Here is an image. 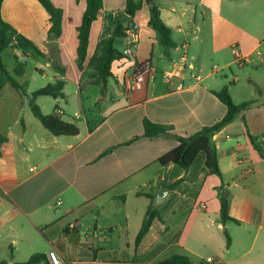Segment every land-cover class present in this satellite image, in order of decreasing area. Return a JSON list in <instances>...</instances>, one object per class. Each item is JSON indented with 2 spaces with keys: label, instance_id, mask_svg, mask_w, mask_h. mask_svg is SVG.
<instances>
[{
  "label": "crops",
  "instance_id": "1",
  "mask_svg": "<svg viewBox=\"0 0 264 264\" xmlns=\"http://www.w3.org/2000/svg\"><path fill=\"white\" fill-rule=\"evenodd\" d=\"M50 2L63 13L61 34L55 39L48 35L49 15L37 0H3L0 17L41 53L8 52L25 65L20 78L32 65L36 75L49 80L45 85L64 82V99H36L41 113L57 108L63 120L77 125L78 134L53 136L43 128L29 109L30 80L20 83L26 96L9 83L0 90V135L6 138L0 147V253L10 255L0 261L15 263L12 258L24 243L40 237L59 259L73 247L70 264H155L177 254L169 253L173 248L191 254L194 264L193 256L204 264H232L227 255L233 247L248 243L243 255H253L244 264H264V0H157L174 43L168 56L148 26L149 8L143 3L131 19L139 33L135 59L113 63L104 94L100 85L91 83L88 64L103 34L105 16L122 12L125 0H102L81 69L76 29L86 1ZM117 41L121 49L115 48L121 52L125 41ZM235 51L251 60L236 64ZM144 61L150 62L153 77L130 88L127 78L134 64ZM243 78L254 91L250 99L235 101L233 94ZM223 87L235 104L255 103L243 113L246 128L236 118L212 138L221 178L204 174V156L199 155L170 190L171 166L164 168L157 160L178 143L143 137V120L171 125L179 136L192 135L226 114L211 93ZM246 131L257 139L260 152L250 145ZM109 148L110 153L100 156ZM221 185L228 192L229 215L239 221L225 224L226 230L234 224L245 232L227 231L228 248L224 233L222 238L216 234L222 227L217 221ZM160 188L169 190L157 208L160 218L136 247L135 237ZM205 232L210 244L224 249L225 261L207 257L213 260L208 263L190 249V241L202 243ZM83 236L89 237V244L83 245Z\"/></svg>",
  "mask_w": 264,
  "mask_h": 264
},
{
  "label": "trees",
  "instance_id": "2",
  "mask_svg": "<svg viewBox=\"0 0 264 264\" xmlns=\"http://www.w3.org/2000/svg\"><path fill=\"white\" fill-rule=\"evenodd\" d=\"M39 4L45 9L49 15V22L51 27L48 31L49 37L57 38L61 34L62 26V10L55 7L50 0H37ZM86 8L83 13L81 23L77 27V61L78 67L81 69L86 59L87 45L89 40V33L92 23L97 19L99 12L103 9L102 0H85ZM3 0H0V7ZM145 3L149 8V21L148 26L155 31L158 37V42L163 48L165 56L169 55L170 49L174 47L171 38V29L167 27L160 17V10L157 5V0H125V7L122 12L108 13L105 16V28L103 34L96 46V50L91 60L89 61L88 68L92 71L93 77L91 83L101 86V94L106 90V83L112 77V65L124 59L122 53L115 48V42L122 40L125 37V30L128 27L131 19L142 8ZM126 17H122L123 14ZM11 48L21 52H30L33 55L41 56L37 47L29 40L19 35L17 31L8 23L4 22L0 17V90L5 83H9L21 96H26L25 85L19 84L14 77H20L24 71V64L16 62L14 67V77L11 76L2 61V54ZM55 70L62 72V68L57 64H53ZM64 82L57 80L54 83H48L44 87L30 93L28 96V105L32 115L41 123L53 136H75L78 134V127L74 122H68L61 118L55 111L51 114L44 115L41 113L40 108L35 103L39 97H52L54 99H64L63 93ZM226 108L224 117L211 126L203 127L198 132L189 136H179L173 133V127L167 124L153 123L148 119L142 122L143 137L145 138H171L178 144L172 150L158 158L157 163L166 168L172 165H178L188 171L195 159L199 155L204 156V174L215 175L221 178V171L219 168L217 150L212 140L223 127L232 123L236 118H240L243 126L246 128L243 113L246 109L252 106L255 101L242 102L235 104L227 87H223L218 92H211ZM246 136L250 145L257 151H261L257 139L251 136L246 131ZM137 139L135 137L132 141ZM6 142V138L0 135V147ZM131 142V141H130ZM127 142L126 144H129ZM113 148L104 151L100 156H105L111 152ZM1 155V153H0ZM182 179H178L169 183L167 187L172 190L177 186ZM167 183H165L163 186ZM217 195L220 201V210L218 213L217 221L224 226L227 223H234L239 225V221L229 215V198L228 192L224 186L221 185L217 188ZM153 200V197H151ZM158 206L152 204L148 207L139 231L135 237L134 244L137 247L142 241L143 237L148 233L153 221L159 219L157 213ZM225 236V245L228 248L231 244V239L228 233L223 231ZM78 242V239L75 243ZM0 264H9L7 260H1ZM12 264H48L44 253H36L31 255L25 262L12 263ZM63 264H70L65 261ZM155 264H194L188 256L184 254H172L166 260L157 262ZM198 264H204L199 262Z\"/></svg>",
  "mask_w": 264,
  "mask_h": 264
},
{
  "label": "rangeland",
  "instance_id": "3",
  "mask_svg": "<svg viewBox=\"0 0 264 264\" xmlns=\"http://www.w3.org/2000/svg\"><path fill=\"white\" fill-rule=\"evenodd\" d=\"M115 47L117 49H121V44L117 41L115 44ZM13 51H15V49L11 48V50L9 49L8 51L3 52V61H4V65L6 66L5 68H6L7 72L11 76L14 77L13 72H14V67H15L16 61L13 59L12 56H10V55H13ZM8 52L10 55L8 54ZM234 69H236V68H234ZM248 70H250V69H248ZM25 71H26V74L24 77H22V78L14 77V78L19 84L23 83L25 80H30V86H29L30 91L34 92V91L44 87L45 84L49 81L48 79L41 78L40 75H36L34 73V70L32 69V65H28V67L26 68ZM228 71H229L228 69L223 70V72H227V73H228ZM239 88L240 89L237 90V92H235L233 94V95H235L234 96L235 101H241V100L246 101L247 99H250V93L253 92L254 89L251 85H248V83L246 82V80L244 78L242 79V83H241ZM46 100H52V99L46 98ZM100 104H101V102L99 103V105H96L94 107L95 112H98ZM226 229L227 228L225 226L224 227L222 226L221 231H216L217 236L219 238H222L220 234H222L221 232H223L224 230L226 232L228 231L230 233H236V232H239L241 234L245 233L243 227H238L234 224H229V229L228 230H226ZM29 232H31V231H29ZM85 235H86V233H85ZM117 235H119V234H117ZM207 235H209V232L204 233V237H203L204 240L202 243L200 241L191 240L190 241V249L192 251H194V253H196V255L201 256L203 259H206L207 257H211L212 259L223 260L224 256H225L224 255L225 254L224 249L221 247H218L215 244L214 245L210 244L206 238ZM252 235H253V233H252ZM37 240L38 241L35 242L33 240L28 239V241H26L23 245V247H25V248L20 250L17 253V255L14 258H12L13 261L16 263L25 262L33 254L47 252L49 249V246L47 245V243L43 239H41L40 237H38ZM88 240H89V237L86 238L83 236V239H82L83 245L89 244ZM249 244L250 243H248L244 246L241 245V247L240 246L239 247L234 246L233 249L230 251L229 255H227L228 260L231 261L232 264H244L245 261L250 259L253 255L252 251L247 252L245 255H243L249 249V247H250ZM24 249H26V251H24ZM235 250H236V252H235ZM74 251H75V249L73 247L68 248L64 254L60 255V259L64 262L70 261L71 259H73V256L75 254ZM173 252H175L177 254L184 253L186 256L191 255L189 253L182 252L179 249L176 250V248H173L171 250V252H169V253H173ZM6 258L9 259L10 255L6 254V256H5V255L0 253V259H6ZM193 259H194L193 261L197 264L199 262H203L197 256H193ZM223 261H225V260H223ZM61 264H62V262H61Z\"/></svg>",
  "mask_w": 264,
  "mask_h": 264
},
{
  "label": "built area",
  "instance_id": "4",
  "mask_svg": "<svg viewBox=\"0 0 264 264\" xmlns=\"http://www.w3.org/2000/svg\"><path fill=\"white\" fill-rule=\"evenodd\" d=\"M122 40L125 41V47L121 51L122 55L125 58L135 59V51L139 43L138 26L130 22L125 30V37ZM235 54H236V64L238 65H242L251 60L250 56L242 57L238 55L236 51ZM214 68L217 69V67ZM153 73L154 71L149 61L135 63L132 74L127 78L129 87L131 88L145 83L147 79L153 77ZM75 228H76L75 224L69 225V229L74 230ZM46 260L48 264H61L58 255L53 250L47 252ZM206 262L213 263V260L211 258H207Z\"/></svg>",
  "mask_w": 264,
  "mask_h": 264
},
{
  "label": "water",
  "instance_id": "5",
  "mask_svg": "<svg viewBox=\"0 0 264 264\" xmlns=\"http://www.w3.org/2000/svg\"><path fill=\"white\" fill-rule=\"evenodd\" d=\"M122 17H126V14L124 13ZM184 174V169L181 168L178 165H172L169 173L167 175V180L172 183L176 180H178L180 177H182ZM169 194V190L166 188H160L158 190V193L153 201V205L154 206H158L159 204H161L164 199L167 197V195Z\"/></svg>",
  "mask_w": 264,
  "mask_h": 264
}]
</instances>
